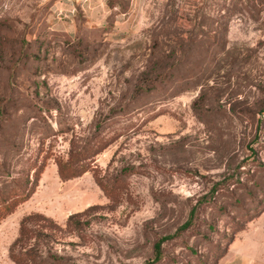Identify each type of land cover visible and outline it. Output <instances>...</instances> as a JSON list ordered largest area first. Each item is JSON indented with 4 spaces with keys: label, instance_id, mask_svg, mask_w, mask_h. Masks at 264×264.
<instances>
[{
    "label": "rangeland",
    "instance_id": "rangeland-1",
    "mask_svg": "<svg viewBox=\"0 0 264 264\" xmlns=\"http://www.w3.org/2000/svg\"><path fill=\"white\" fill-rule=\"evenodd\" d=\"M263 107L264 0H0V186L44 162L0 220V264L35 212L63 227L40 247L51 264H144L168 234L147 264H214L250 219L264 228ZM99 122L122 135L60 178L54 157Z\"/></svg>",
    "mask_w": 264,
    "mask_h": 264
},
{
    "label": "trees",
    "instance_id": "trees-1",
    "mask_svg": "<svg viewBox=\"0 0 264 264\" xmlns=\"http://www.w3.org/2000/svg\"><path fill=\"white\" fill-rule=\"evenodd\" d=\"M259 113H264V107L259 109ZM103 133L102 122H99L96 124L90 136L86 138L73 137L70 140L67 154L65 156L56 155L54 157L60 178L69 179L77 177L97 167L95 164L96 155L122 135L121 133H116L107 138ZM46 158L45 156L44 159ZM0 166H2L1 163ZM43 166L44 162L39 158L33 160L30 158L25 168L16 176H11L8 173L6 174V179H8L6 181L7 184L0 186V220L11 214L20 203L29 199L34 193ZM126 170L135 173L134 167L127 168ZM95 181L105 195L113 200L114 195H116L119 189L117 179L107 180L103 175L99 174L95 176ZM215 188L216 187L213 186L212 191H215ZM199 203L201 202L198 201L191 207L188 219L179 229H185L191 225ZM92 209L93 206L87 208L82 213L70 214L65 223V230L71 232L80 229L81 224H79L77 218ZM246 224L239 227L234 232V236L236 233L243 230ZM57 231H63V227L57 224L51 217L42 213L35 212L23 216L19 222L18 234L9 247L10 259L14 264H51L48 258L42 255L40 247L48 236ZM172 237L173 235L170 234L160 237L153 245V258L149 259L144 264L160 261L162 258V243ZM233 237L230 238L227 245L233 240ZM227 245L214 264H217L218 260L225 254Z\"/></svg>",
    "mask_w": 264,
    "mask_h": 264
},
{
    "label": "crops",
    "instance_id": "crops-1",
    "mask_svg": "<svg viewBox=\"0 0 264 264\" xmlns=\"http://www.w3.org/2000/svg\"><path fill=\"white\" fill-rule=\"evenodd\" d=\"M255 219L235 234L217 264H264V228L252 225Z\"/></svg>",
    "mask_w": 264,
    "mask_h": 264
}]
</instances>
